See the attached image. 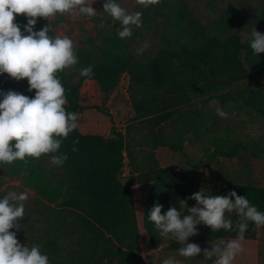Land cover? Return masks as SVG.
Here are the masks:
<instances>
[{"label":"trees","instance_id":"trees-1","mask_svg":"<svg viewBox=\"0 0 264 264\" xmlns=\"http://www.w3.org/2000/svg\"><path fill=\"white\" fill-rule=\"evenodd\" d=\"M156 8L163 17L161 24L165 32L160 31L163 47L153 59L144 62L137 58L132 39H121L114 32L97 46L96 55L89 51L81 55V67L91 65L94 71V75L83 77L82 81H95L98 92L107 99L118 87L122 76L127 74L130 91L135 89L132 101L140 120L160 123L174 120L186 132L193 129L200 113L191 108V98L197 92L222 100H240L264 115V91L254 83L264 76V53L254 55L249 42L242 41L244 25L236 11H223L208 26L195 17L185 0H164ZM149 16L150 10L146 9L142 21L147 22ZM17 23L26 24L25 16H20ZM260 24L257 21L253 27L258 29ZM43 27L42 17L38 18L35 30ZM58 76L64 82V71ZM80 86L81 83L65 89L68 111L79 113L84 109L79 96ZM186 106L190 107L186 109ZM144 107H147L145 116L142 113ZM158 113L160 117L156 116ZM112 133L113 138L107 139L78 123V128L63 140L60 151L67 153L68 159L59 168L68 179L65 191L44 167L47 155L16 161L12 167V174H25L26 186L32 188L54 213L51 229L44 238L46 253L53 264H61L60 260L66 264H143L133 191L120 180L126 159L134 166L136 157L127 153L126 135L114 125ZM74 141H78L75 152L72 151ZM155 143V147L168 146L163 137H156ZM146 158L142 172L134 169L133 173L141 176V182L152 183L144 203L143 221L151 246L157 248L162 238L147 216L157 201L166 211L172 206L180 207L179 196L187 200L185 176L163 169L157 162L149 166L154 159ZM232 190L247 196L251 204L264 212V188L228 184L215 189V193L225 195ZM227 216L235 225L238 219L235 213ZM255 228L256 225L249 221L245 236L252 234ZM76 232L80 233V239H75ZM236 235V231L212 232L208 227L198 229V234L190 237L189 242L198 244L203 253V249L211 248V243ZM64 240L78 248L66 251ZM180 247V243L170 239V251L179 252ZM195 258L205 261L202 254ZM207 262L212 264L211 260Z\"/></svg>","mask_w":264,"mask_h":264},{"label":"rangeland","instance_id":"rangeland-1","mask_svg":"<svg viewBox=\"0 0 264 264\" xmlns=\"http://www.w3.org/2000/svg\"><path fill=\"white\" fill-rule=\"evenodd\" d=\"M162 1L164 0H145L147 7H144L137 0H119L121 6L129 12L143 13L146 9L150 10L149 20L142 21L139 28L133 26L132 36L128 38L132 39L134 55L144 62L153 59L163 47L160 36V31L165 32L161 24L163 17L157 13L156 8ZM185 1L195 17L208 26L217 20L223 11H236L243 20L241 36L244 42H249V34L257 21L261 22L257 31H264V0ZM93 8L97 10V14L91 18H74L68 14H57L51 18V24L55 29L54 35L69 36L79 58L76 65L64 70L65 79L64 82L61 81L65 89L81 83L79 96L84 109L78 113V123L92 132L103 134L107 139L113 138V125L126 135L127 153L131 152L136 158L134 166L130 165L128 158L126 159L120 180L133 191L143 247V264H162L165 258H175L180 264H209L207 261L195 257L185 258L177 251H170V239L162 238L157 248L151 246L143 217L144 203L152 183L141 182L139 180L141 176L134 174L133 170L138 169L142 172L147 164L146 157L151 156L154 160L149 166L157 162L159 167L177 171L185 176L187 198L201 188H206L210 194H216L215 189L228 184L264 188V115L240 100H222L218 96L197 92L191 98V108L198 109L200 113L193 129L188 132L174 120L162 123L156 120H140L132 101L135 89L132 88L130 91V77L127 74L122 76L118 87L105 99L98 92L95 81H82L80 57L85 51L96 55L97 46L105 37L113 35L114 32L118 33L120 25L103 12V0H96ZM20 16L22 14L16 15V23ZM42 23L46 26L49 21L42 18ZM145 43L148 46L142 53H138L137 50L144 48ZM254 83L264 91V76L257 78ZM28 87L26 78L16 81L6 73L0 75V90L11 89L27 96H34L35 90L30 93L27 91ZM188 107L190 106L184 108ZM217 109L227 113V117L217 115ZM142 113L144 116L147 115V107L142 108ZM160 115L158 113L156 116ZM156 137H163L168 146L155 147ZM174 146L177 148H172ZM14 164L15 162L0 164V184L3 187L0 196L8 191L18 193L27 191L29 199L25 202V215L18 220L20 229L13 228L10 231L17 233L20 243L28 246L39 245L41 251L47 254L44 238L45 233L51 229V216L53 217L54 213L49 210L47 203L38 198L32 188L26 186L25 174H12ZM44 167L54 175L55 181L59 182L65 191L68 179L59 166L51 165L49 155L44 158ZM179 198L183 200L182 196ZM187 203L192 207L196 201L187 199ZM183 211L187 213L186 208ZM204 228L208 226H198V229ZM76 234L75 239H80V233ZM241 244L243 250L236 257L234 264H264V226H256L252 234L245 236ZM63 246L66 251L78 248L70 245L68 240ZM49 261L53 264L52 260ZM60 261L61 264H66V261Z\"/></svg>","mask_w":264,"mask_h":264},{"label":"clouds","instance_id":"clouds-1","mask_svg":"<svg viewBox=\"0 0 264 264\" xmlns=\"http://www.w3.org/2000/svg\"><path fill=\"white\" fill-rule=\"evenodd\" d=\"M137 2L147 7L145 0ZM94 3L96 0H0V75L6 73L16 81L26 78L27 91L35 90L34 96L11 89L0 90V164L39 159L49 154L53 166H62L67 161V153L60 149L63 140L78 128V113L66 109L67 97L58 73L76 65L79 58L69 36L53 34L51 18L57 14L94 17L97 14ZM103 12L119 22L117 34L121 39L132 36L133 26H142V11L129 12L119 0H103ZM17 14L24 15L27 23L23 26L16 23ZM41 17L49 24L35 30ZM249 44L254 55L264 53V34L256 27L249 34ZM147 46L145 43L138 53ZM80 75L91 77L93 67L82 68ZM217 115L227 117L221 109H217ZM77 143L74 141L73 152L78 151ZM28 199L27 191H8L0 196V264H50L48 255L39 245L20 243L17 233L10 231L20 229L18 220L25 215ZM187 199L196 201L195 206L189 207L187 200H179V208L172 206L164 211V205L157 201L147 216L160 238L180 243L178 251L182 257L202 254L204 260H211L212 264H234L243 250L241 241L248 222L264 226V212L235 190L216 195L201 188ZM226 213H235L238 218L235 225ZM199 225L208 226L212 232L236 231L237 235L211 243V248L203 249L202 253L198 244L189 242L190 237L198 234ZM162 264H180V261L165 258Z\"/></svg>","mask_w":264,"mask_h":264}]
</instances>
